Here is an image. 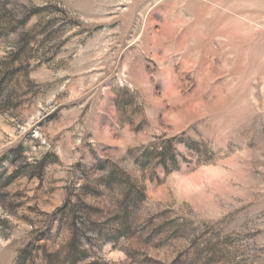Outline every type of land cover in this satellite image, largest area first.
Instances as JSON below:
<instances>
[{
  "label": "rangeland",
  "instance_id": "374dc122",
  "mask_svg": "<svg viewBox=\"0 0 264 264\" xmlns=\"http://www.w3.org/2000/svg\"><path fill=\"white\" fill-rule=\"evenodd\" d=\"M3 61L0 264H264V0H0Z\"/></svg>",
  "mask_w": 264,
  "mask_h": 264
},
{
  "label": "trees",
  "instance_id": "16d2710c",
  "mask_svg": "<svg viewBox=\"0 0 264 264\" xmlns=\"http://www.w3.org/2000/svg\"><path fill=\"white\" fill-rule=\"evenodd\" d=\"M0 69L2 72L4 71L3 76L0 78V110H2L4 109V107H8L11 105V102L8 100L4 91L5 90L4 81L7 79V74L9 72L5 61L1 63Z\"/></svg>",
  "mask_w": 264,
  "mask_h": 264
},
{
  "label": "snow or ice",
  "instance_id": "6c2138e0",
  "mask_svg": "<svg viewBox=\"0 0 264 264\" xmlns=\"http://www.w3.org/2000/svg\"><path fill=\"white\" fill-rule=\"evenodd\" d=\"M177 179H179V178H177ZM184 182H185V181H183V180L180 181V183H184Z\"/></svg>",
  "mask_w": 264,
  "mask_h": 264
}]
</instances>
